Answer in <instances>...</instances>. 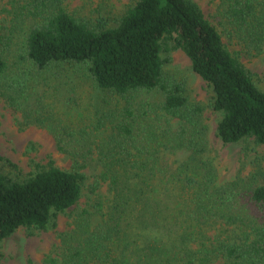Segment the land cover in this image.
Segmentation results:
<instances>
[{"label": "trees", "instance_id": "16d2710c", "mask_svg": "<svg viewBox=\"0 0 264 264\" xmlns=\"http://www.w3.org/2000/svg\"><path fill=\"white\" fill-rule=\"evenodd\" d=\"M216 12L223 31L194 0H132L113 26L101 19L89 25L63 0L0 5L2 98L22 109L14 83L30 84L37 73L56 68L73 93L70 106H79V79L126 104L111 112L112 132L98 147L105 204L72 213L70 228L58 233L59 243L42 264H264V177L219 182L205 154L201 106L163 76L170 52L181 50L211 88L222 143L251 139L264 145V91L222 40L226 33L260 54L264 0H218ZM153 90L162 95L157 103L131 97ZM59 131L56 147L71 154L76 169L49 160L21 179L0 172V240L20 227L44 229L77 205L87 179L78 160L85 155L64 147V139L72 142V126ZM179 151L182 158H171Z\"/></svg>", "mask_w": 264, "mask_h": 264}, {"label": "rangeland", "instance_id": "374dc122", "mask_svg": "<svg viewBox=\"0 0 264 264\" xmlns=\"http://www.w3.org/2000/svg\"><path fill=\"white\" fill-rule=\"evenodd\" d=\"M194 1L199 4L205 17L218 30L223 31L216 17L218 0ZM5 3L6 0H0V5ZM131 4L132 0H63L64 8L68 12L91 26L100 19L107 26L115 25ZM222 40L228 50L250 72L256 85L264 91V46L260 54H252L226 33H222ZM53 70L51 68L37 73L31 78L30 84L14 83L13 95H16L20 105H23L22 109L11 105L0 96V155L5 159L0 161V172L14 179H21L33 174L49 160L65 170L76 169L71 154L56 147L59 128L68 125L73 128L69 139L72 142L68 144L64 139V147L77 151L76 155H85L84 159L81 157L78 161L83 164L79 167L87 179L77 205L58 213L46 228L20 227L10 236L0 240V264H42L45 255L53 252L59 243L58 233L70 228V215L96 201L105 204L108 197L106 182L98 179L103 162L97 152L98 147L104 144L112 132L111 126L115 119L111 112L120 113L126 105L125 99L108 91L95 90L86 81L79 79V106H70L72 101L69 99L73 97V93L67 89L68 85L62 84L63 78L55 72L57 69ZM163 76L169 82L182 87L188 102L201 106L200 117L206 127L208 150L205 154L212 158L218 181H230L236 176H254L262 180L264 145L256 144L251 139L222 143L216 134L220 113L211 106V88L192 70L188 57L181 50L170 52V60L163 66ZM26 80L28 83L29 79ZM131 97L133 100H141L142 103H157L162 95L153 90L138 92ZM35 118L41 119L42 122H35ZM162 123L161 119L160 124ZM81 128L87 130L79 138ZM77 140H80L78 147ZM87 146H90V150L86 153ZM183 156L184 152L179 151L171 158ZM214 233V230L208 232L209 235Z\"/></svg>", "mask_w": 264, "mask_h": 264}]
</instances>
